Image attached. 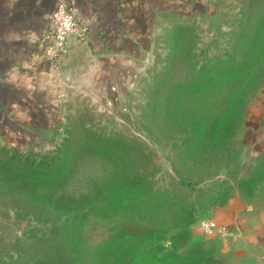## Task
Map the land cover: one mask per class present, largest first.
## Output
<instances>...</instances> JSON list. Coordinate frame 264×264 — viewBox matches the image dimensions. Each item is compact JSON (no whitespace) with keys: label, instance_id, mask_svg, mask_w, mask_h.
Returning a JSON list of instances; mask_svg holds the SVG:
<instances>
[{"label":"rangeland","instance_id":"rangeland-1","mask_svg":"<svg viewBox=\"0 0 264 264\" xmlns=\"http://www.w3.org/2000/svg\"><path fill=\"white\" fill-rule=\"evenodd\" d=\"M263 13L264 0H211L168 15L154 31L142 58L137 60L131 86L123 94L109 89V94L99 99L92 86L84 83L65 82L59 89L56 86L52 101L39 103L34 115L18 118L24 125L18 124V133L0 134V160L9 156L18 160L27 155L38 158L54 154L66 138L79 139L86 129H92L141 142L146 146L145 152L151 150L153 154H149V160L136 155V162L146 170L154 167V179L169 184L177 175L172 165L171 128L163 111L168 90L194 77L197 60L210 59L215 64L225 59L226 52L238 51L240 46L235 44L238 34H251ZM259 46L263 54L264 29ZM263 60H254L253 71ZM85 90L87 94L83 95ZM226 97L225 91L176 96L175 110L178 115L197 114L212 120L213 115L225 109ZM263 155L264 82L247 97L242 117L219 158L202 169L205 173L201 177L194 178L200 180L203 188L233 182L246 177ZM106 166L100 158L84 154L67 182L53 191L64 196L63 199L84 194L94 181L107 174ZM180 172L186 174L184 169ZM236 190L235 187L233 191ZM246 200L249 208L241 215L237 229L226 228L223 236L206 234L201 222L213 220L212 214L219 208L213 206L189 226L190 238L177 253L185 254L192 247L201 246L214 248L226 264H264V184ZM26 211L31 209L18 205V182L6 178L0 170V264L44 258L49 252L47 248L56 243L51 233L53 222L35 221ZM103 231L102 226L89 224L84 246L99 241Z\"/></svg>","mask_w":264,"mask_h":264},{"label":"trees","instance_id":"trees-1","mask_svg":"<svg viewBox=\"0 0 264 264\" xmlns=\"http://www.w3.org/2000/svg\"><path fill=\"white\" fill-rule=\"evenodd\" d=\"M263 29L264 13L251 34H238V51L226 52L225 59L215 64L210 59L197 60L194 77L168 90L163 111L171 128L172 165L177 175L169 184L154 179L155 168L150 164L146 170L136 162V155L149 160L153 154L145 152L141 142L92 129L79 139L66 138L54 154L0 160L6 178L18 182V205L31 209L25 214L31 213L35 221L53 222L56 243L47 248L49 252L20 264H226L214 248L177 251L190 238L189 226L213 206H225L235 187L249 199L264 184V155L246 177L233 182L203 188L194 178L219 158L242 117L247 97L264 82V60L253 71L254 60L264 58L258 49ZM219 91L227 93V101L212 120L197 114L178 115L175 110L176 96ZM84 154L107 164V174L84 194L63 199L53 189L67 182ZM89 224L105 231L95 244L84 246Z\"/></svg>","mask_w":264,"mask_h":264},{"label":"crops","instance_id":"crops-1","mask_svg":"<svg viewBox=\"0 0 264 264\" xmlns=\"http://www.w3.org/2000/svg\"><path fill=\"white\" fill-rule=\"evenodd\" d=\"M61 1L67 0H0V134L18 133V124L24 127L18 118L32 116L39 103L52 101L56 86L59 89L65 82L87 85L95 68L94 57L124 56L137 62L168 15L211 0H72L77 20L87 28V38L84 42L70 40L68 55L51 60L43 39ZM100 83L104 89L93 93L99 99L113 89L111 81ZM248 208L246 197L236 190L225 206L214 210L212 219L235 230Z\"/></svg>","mask_w":264,"mask_h":264},{"label":"built area","instance_id":"built-area-1","mask_svg":"<svg viewBox=\"0 0 264 264\" xmlns=\"http://www.w3.org/2000/svg\"><path fill=\"white\" fill-rule=\"evenodd\" d=\"M87 28L76 18L72 0L59 2L50 16V31L43 39L46 56L51 60H62L69 53V41L84 42ZM203 231L208 235L223 236L226 227L217 225L213 220L201 222Z\"/></svg>","mask_w":264,"mask_h":264},{"label":"water","instance_id":"water-1","mask_svg":"<svg viewBox=\"0 0 264 264\" xmlns=\"http://www.w3.org/2000/svg\"><path fill=\"white\" fill-rule=\"evenodd\" d=\"M95 68L86 83L92 86V90L99 94L104 85L101 81H111L113 89L123 94L130 86L136 73L137 62L124 56H96ZM100 83V84H99Z\"/></svg>","mask_w":264,"mask_h":264}]
</instances>
